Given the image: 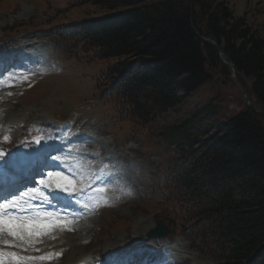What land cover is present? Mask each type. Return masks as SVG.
Segmentation results:
<instances>
[{
    "label": "trees",
    "instance_id": "16d2710c",
    "mask_svg": "<svg viewBox=\"0 0 264 264\" xmlns=\"http://www.w3.org/2000/svg\"><path fill=\"white\" fill-rule=\"evenodd\" d=\"M110 9L58 28L61 44L117 58L100 79L120 120L166 138L182 154L158 181L190 246L216 264H264V114L251 107L218 122L205 106L169 124L168 113L218 73L230 75L214 39L264 109V35L228 0H78ZM170 229L172 224L169 223Z\"/></svg>",
    "mask_w": 264,
    "mask_h": 264
},
{
    "label": "rangeland",
    "instance_id": "374dc122",
    "mask_svg": "<svg viewBox=\"0 0 264 264\" xmlns=\"http://www.w3.org/2000/svg\"><path fill=\"white\" fill-rule=\"evenodd\" d=\"M228 1L236 16H245L264 35V0ZM109 13L108 8L77 0H0L1 51L24 41L34 42L25 49V59L3 66L5 73L0 68V151L4 160L53 144L65 153L54 156L59 158L54 167L74 166L75 170L62 175L77 188H86L85 197L90 196L94 203L89 209L92 214L65 230L62 224L54 226L48 236H41L44 242L26 246L27 251L3 243L0 251L44 257L31 264H87L136 248H148L152 253L162 248L160 244H167L163 247L167 248L166 259L161 249L157 264H216L190 247L180 227L176 235L159 239V245L148 236L160 222L173 217V204L153 195L149 183L155 182L154 171L162 173L177 155L164 137L133 134L130 122L120 120L110 102L100 96L99 80L117 58L88 60L80 48L69 51L72 48L63 47L53 34L61 26ZM31 51L33 58L28 56ZM246 92L248 85L241 78L218 73L169 111L167 122L174 123L203 106L215 109L212 116L216 121L227 120L249 107ZM37 139L41 144L35 143ZM76 139L87 147L75 144ZM100 184L105 187L97 189ZM47 242L50 245L44 249Z\"/></svg>",
    "mask_w": 264,
    "mask_h": 264
},
{
    "label": "snow or ice",
    "instance_id": "6c2138e0",
    "mask_svg": "<svg viewBox=\"0 0 264 264\" xmlns=\"http://www.w3.org/2000/svg\"><path fill=\"white\" fill-rule=\"evenodd\" d=\"M10 139L9 136H4V140L8 141ZM47 141H45L46 143ZM36 144H41V140H35ZM49 160H58L56 157H48ZM16 158L13 156L8 160H4V153L0 151V172H3L4 175H7L5 171L7 167L15 164ZM57 166L62 167V164H58ZM35 175L43 176V169L35 170ZM47 177L50 182L45 183L42 179L39 183L46 190V196L42 197L44 199H55V191L60 190L68 193L70 196L78 197L77 202L79 203L85 196H87V189L77 188L73 181L68 178V176L62 175L60 172H52L49 171L47 173ZM27 188V185L24 186ZM3 191L7 193V195L3 196L4 203L0 204V243H3L5 246L10 248H22L24 251H27L26 246H30L34 244L40 236H43L47 233L49 229L54 227L55 225L43 224L40 222H36L35 220L22 218L21 216L12 215L9 211L10 209H16L20 201L27 197V199H36L39 194V190L33 188L31 193L25 191L23 195L19 188H15L14 186H10L7 183L3 185ZM103 191V190H101ZM27 203V200H25ZM84 207L89 208V204H84ZM72 230V229H69ZM11 238L9 240L8 238ZM7 256L8 259L5 260L3 257ZM44 257H33L27 255H18L15 252H3L0 251V264H31L32 261L37 259H43Z\"/></svg>",
    "mask_w": 264,
    "mask_h": 264
},
{
    "label": "water",
    "instance_id": "95a60500",
    "mask_svg": "<svg viewBox=\"0 0 264 264\" xmlns=\"http://www.w3.org/2000/svg\"><path fill=\"white\" fill-rule=\"evenodd\" d=\"M191 23H192V26H193V29L195 30L197 36L204 42L210 44V45H213L217 52L219 53V55L221 56L223 62L228 65L229 67L232 68L233 70V73L235 75H238L241 79H243L246 84L248 85V88H249V91L246 93L245 95V101H246V104L249 105L253 110L259 112V113H262L264 114V109H261L257 106H253L251 104V83L249 81V79L247 78L246 75H244L243 73H241L237 67L234 65V63L224 54L223 50L221 49V47L219 46V44L212 38H209V37H206V36H203L201 35L197 29L195 28L194 24H193V17H192V13H191ZM169 231H168V228L167 226L165 225H159L157 228H155L154 230H152L150 233H149V236H154V237H166L168 235Z\"/></svg>",
    "mask_w": 264,
    "mask_h": 264
},
{
    "label": "bare ground",
    "instance_id": "6f19581e",
    "mask_svg": "<svg viewBox=\"0 0 264 264\" xmlns=\"http://www.w3.org/2000/svg\"><path fill=\"white\" fill-rule=\"evenodd\" d=\"M34 42H30V43H26V44H22V45H20L19 46V48L18 49H20L21 47H23V46H25V45H27V46H31L32 44H33ZM0 57H1V55H0ZM79 143L81 142V141H78ZM53 145V144H52ZM51 144L49 145V146H47V147H45L44 148V150H49V149H51V148H53V146H52ZM55 151L57 152V153H60V152H62L63 150L62 149H60V148H55ZM43 154H46L45 152L43 153ZM43 199V198H42ZM44 200H46V201H51V200H49V199H44ZM52 203L54 202V201H51ZM29 208H33V205L32 204H30V203H20L19 204V206L16 208V209H10L9 211L11 212V214L12 215H15V214H13L12 212L13 211H22V210H26V209H29ZM28 219H32L31 217H27ZM44 218V216H41V215H39V216H37L36 217V221L37 222H39V221H41L42 219ZM71 224H75L74 223V221H70V222H67L65 225L66 226H64L63 227V229L65 230L66 228H68V227H70L69 225H71ZM59 230V229H58ZM47 232H51V230L49 229ZM60 232V231H59ZM61 232H63V231H61ZM56 234V233H55ZM58 235V234H57ZM67 235V234H66ZM61 237V236H60ZM62 238V237H61ZM158 241H157V244H160V240L159 239H157ZM43 242V240H41V238L39 237L38 238V240L35 242L36 244H40V243H42ZM64 242V241H63ZM62 242V243H63ZM48 243V242H47ZM47 243L44 245L45 247H44V249H48V248H46V246H49L50 245V243H48V245H47ZM57 243H59V241L57 242ZM60 245V244H59ZM60 250V249H59ZM143 249H131L129 252H127L128 254H126V256L125 255H122L121 254V252H119V253H117V252H115V253H113V255H114V257H116V263H119V264H126V262H128L130 259H131V257L129 258L128 256H131V254L133 253L134 255H135V252H137V253H143ZM146 252V251H145ZM54 255V254H53ZM128 255V256H127ZM104 258V257H103ZM103 258H102V260H97V261H95V263L93 262V264H97V263H102V264H104L102 261H103ZM100 259V258H99ZM125 261V262H124Z\"/></svg>",
    "mask_w": 264,
    "mask_h": 264
}]
</instances>
